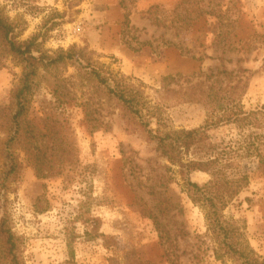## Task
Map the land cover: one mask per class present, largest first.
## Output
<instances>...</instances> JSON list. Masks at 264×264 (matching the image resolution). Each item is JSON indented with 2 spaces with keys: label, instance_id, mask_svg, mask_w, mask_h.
I'll return each mask as SVG.
<instances>
[{
  "label": "rangeland",
  "instance_id": "1",
  "mask_svg": "<svg viewBox=\"0 0 264 264\" xmlns=\"http://www.w3.org/2000/svg\"><path fill=\"white\" fill-rule=\"evenodd\" d=\"M124 3L130 12L125 37L139 47L135 51L120 39L124 8L118 0H0L17 40L36 36L49 55L75 47L91 63L86 69L69 62L41 67L33 78L14 147L19 166L0 198L19 261L233 264L216 259L204 210L189 199L177 167L88 70L95 66L110 77V85L134 94L156 133L204 125L206 110L190 87L210 84L205 77L217 70L246 69L239 72L248 81L241 104L259 108L264 105V0ZM199 8L209 13L191 21ZM21 73L22 64L0 41V121ZM244 130L264 141V117L260 127ZM207 133L235 160L226 173L248 176L223 216L238 244L264 259V164L242 155L239 146L246 138L239 128L219 124ZM2 170L0 154V176ZM190 179L203 184L210 175L193 171ZM0 264H6L1 241Z\"/></svg>",
  "mask_w": 264,
  "mask_h": 264
},
{
  "label": "trees",
  "instance_id": "2",
  "mask_svg": "<svg viewBox=\"0 0 264 264\" xmlns=\"http://www.w3.org/2000/svg\"><path fill=\"white\" fill-rule=\"evenodd\" d=\"M120 7L124 8V0H118ZM209 13L200 10L195 13L191 21L199 19L203 14ZM130 12L124 8L121 41L132 50L138 48L131 45L125 37L130 28ZM221 18V17H220ZM218 17V20H220ZM38 38L32 36L30 39L19 41L15 33L14 25L3 16L0 10V41L6 50L22 64V73L19 84L13 89L10 96V103L6 107L7 113L0 121V128L5 130L6 137L1 145V157L3 170L0 176V198L5 182L12 177L18 169V162L14 154V147L22 130V120L26 114L29 96L32 91L33 78L41 67L54 66L64 63H72L79 68L91 66L89 59H86L81 51L71 47L67 50L59 49L52 55L47 54L39 48ZM145 42H141L144 44ZM140 44V45H141ZM94 81L108 94H110L129 114L134 116L146 131L150 140L156 143V150L161 156L177 167V171L183 182V187L189 199L203 208L208 231L216 244V259L229 258L233 264H264V259L259 258L253 250L241 247L236 238L234 228L229 225L224 216V208L238 194L240 188L248 183L246 174L230 176L226 170L232 168L235 161L222 143L212 142L207 130L219 124L233 125L243 132L240 137L246 139L239 146L243 150V156H256L264 164V141L258 140L253 133L244 134L246 129L260 127L264 117V105L252 110L244 109L241 104L248 81L239 72L234 70H217L205 78L210 84H195L190 90H197L199 101L206 110L204 125L191 129L173 132L156 133L149 128L150 121L143 114V108L139 99L126 89L118 88L109 84L110 77L103 71L92 66L88 70ZM172 77V76H171ZM169 78V77H167ZM207 80V79H205ZM208 83V82H207ZM33 145L30 144L29 149ZM28 149V150H29ZM32 165L37 173L40 172L39 162H36V155L29 154ZM193 171H203L210 175V179L199 184L190 179ZM165 241L170 244L168 236L161 234ZM0 241L3 248V257L6 264H21L18 257V246L8 223L0 200Z\"/></svg>",
  "mask_w": 264,
  "mask_h": 264
}]
</instances>
